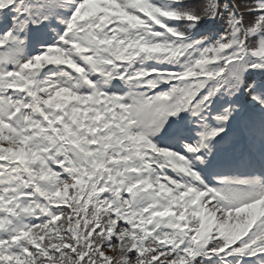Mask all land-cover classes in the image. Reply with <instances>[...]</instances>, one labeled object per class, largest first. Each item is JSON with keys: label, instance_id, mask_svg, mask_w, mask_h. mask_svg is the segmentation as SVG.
<instances>
[{"label": "snow or ice", "instance_id": "obj_1", "mask_svg": "<svg viewBox=\"0 0 264 264\" xmlns=\"http://www.w3.org/2000/svg\"><path fill=\"white\" fill-rule=\"evenodd\" d=\"M0 264H264V0H0Z\"/></svg>", "mask_w": 264, "mask_h": 264}]
</instances>
